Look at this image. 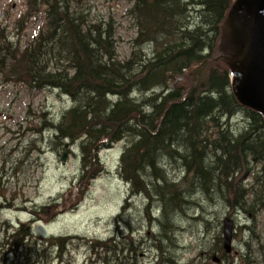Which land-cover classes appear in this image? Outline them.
<instances>
[{
  "label": "rangeland",
  "instance_id": "obj_1",
  "mask_svg": "<svg viewBox=\"0 0 264 264\" xmlns=\"http://www.w3.org/2000/svg\"><path fill=\"white\" fill-rule=\"evenodd\" d=\"M45 4L44 0H0L2 36L15 48H26L41 30H46ZM132 6V0H75L72 10L85 15L87 29L111 33L117 60L126 62L134 53L136 58L145 59L153 52L151 44H135L138 30L130 14ZM30 7L33 11L28 14ZM228 19L222 29L221 54L215 55L219 59L195 68L194 78L188 70L171 87L198 86L206 81L211 68H230L235 81L234 66L226 57H232L238 48ZM52 46L48 45L50 49ZM49 56L46 64L53 61L50 68L66 65L61 56L55 62L54 55ZM133 89L135 86H130L126 92L141 101L145 94ZM73 99L59 90L35 88L9 74H0V253L3 246L13 243V231L26 232L29 228L22 243L32 247L34 253L67 238V264H217L214 257L222 264H264L258 252V243H264V212L243 210V196L236 182L228 193L197 191L184 161L177 155H166L162 168L169 179L189 188L186 196L191 201L183 211L168 210L166 216L163 198L152 202L146 194L134 195L132 186L120 176L121 157L133 137L96 156L95 147H84L85 137L72 141L56 135L52 125H58L75 107ZM109 99L117 101L115 97ZM230 124L233 131L240 132L247 121L241 113L233 116ZM180 149L185 154L184 147ZM65 153L67 159L63 161ZM243 175V183L251 187L252 172L245 170ZM239 194L240 204H234ZM227 217L235 225L231 254L224 249ZM60 253L61 248L50 252L54 264ZM13 260L6 262L0 255V264H12Z\"/></svg>",
  "mask_w": 264,
  "mask_h": 264
},
{
  "label": "trees",
  "instance_id": "obj_2",
  "mask_svg": "<svg viewBox=\"0 0 264 264\" xmlns=\"http://www.w3.org/2000/svg\"><path fill=\"white\" fill-rule=\"evenodd\" d=\"M74 1L44 0L46 30L23 50L12 48L0 30V74L72 96L75 107L52 126L62 139L85 137L84 147H95L96 156L133 137L122 154L120 176L132 186L134 195L146 194L152 202L163 198L166 216L168 210L183 211L191 203L186 196L189 188L169 179L162 168L166 155L184 161L197 191L228 193L236 182L243 210L264 212V117L238 102L230 68H211L198 86L171 87L188 70L194 78L195 68L210 59L217 61L222 29L236 2L132 0L130 14L138 30L135 44H151L153 52L150 58H136L134 53L121 62L113 35L87 29L85 15L72 10ZM32 11L30 7L28 14ZM49 53L54 62L61 56L66 65L50 68L53 61L46 64ZM130 86L145 94L141 101L126 92ZM110 97L117 101L113 103ZM239 110L247 124L235 132L230 121ZM245 170L253 174L251 187L243 183ZM234 200L240 204V194ZM258 248L264 262V243L260 241Z\"/></svg>",
  "mask_w": 264,
  "mask_h": 264
},
{
  "label": "water",
  "instance_id": "obj_3",
  "mask_svg": "<svg viewBox=\"0 0 264 264\" xmlns=\"http://www.w3.org/2000/svg\"><path fill=\"white\" fill-rule=\"evenodd\" d=\"M228 24L238 48L232 57H226L234 66L235 96L241 105L264 115V0H237ZM66 159L65 153L63 161ZM234 229V221L227 217L224 249L228 254L233 250ZM214 261L221 263L216 257Z\"/></svg>",
  "mask_w": 264,
  "mask_h": 264
},
{
  "label": "bare ground",
  "instance_id": "obj_4",
  "mask_svg": "<svg viewBox=\"0 0 264 264\" xmlns=\"http://www.w3.org/2000/svg\"><path fill=\"white\" fill-rule=\"evenodd\" d=\"M7 42L12 45V48L16 47V46H14V43L9 40V38H7ZM241 113L244 114L243 110L237 111L236 114H234L233 116H236V115L241 114ZM244 117H246L245 114H244ZM263 117H264V115H263ZM54 132L56 133L55 130H54ZM227 200H228V198H227ZM122 234H123V232H122ZM24 235H29V233L24 232L20 229L13 231V236H12L13 243L9 244V246H3L2 252L0 253V255L3 256L4 261L9 262L10 259H14L12 264H54V262L52 261L53 256L50 255V252H53V254H54L55 249L60 250V248H61V253L58 255V259L56 260L58 262L57 264H67L68 263V257H64V255H66L69 252L67 250L66 246L64 245L67 238L57 239V240H55V242L51 243V246L49 249H46L45 246H42V247H44L43 251H40L37 249L36 253H34V251L32 250V247H29L27 245V243H25V242L22 243L25 240ZM77 236H79V235H77ZM124 237L125 236H123V238ZM19 239H21V240L19 241ZM115 242H117V241H115ZM32 245L38 246L41 244H38V245L32 244ZM7 247L9 248L8 251L6 250ZM24 248H25V250H24ZM124 248H127V247L125 246ZM48 251H49V253L47 255ZM232 252H233V250H232ZM11 255H12V258H11ZM218 259H220V258H218ZM220 261H221V259H220ZM217 264H222V261H221V263H217ZM230 264H233V263H230Z\"/></svg>",
  "mask_w": 264,
  "mask_h": 264
}]
</instances>
